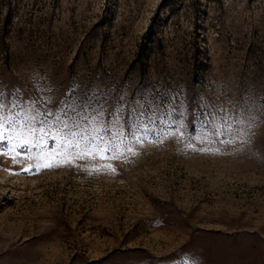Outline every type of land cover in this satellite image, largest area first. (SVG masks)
Instances as JSON below:
<instances>
[{"label": "rangeland", "instance_id": "374dc122", "mask_svg": "<svg viewBox=\"0 0 264 264\" xmlns=\"http://www.w3.org/2000/svg\"><path fill=\"white\" fill-rule=\"evenodd\" d=\"M0 106V264H264V0H0Z\"/></svg>", "mask_w": 264, "mask_h": 264}, {"label": "snow or ice", "instance_id": "6c2138e0", "mask_svg": "<svg viewBox=\"0 0 264 264\" xmlns=\"http://www.w3.org/2000/svg\"><path fill=\"white\" fill-rule=\"evenodd\" d=\"M2 107V106H0ZM10 127V126H9ZM42 127V126H41ZM143 130H146V126L144 127ZM33 133L36 132L35 127L33 128ZM65 131L68 133V135L70 136H77L79 137L78 141L76 144H72L69 145V147H78L79 149H82L83 151H91L93 148V145L97 144V142L99 144H103V151L106 155H111V153L115 150V144H114V138L112 135V130L111 128H103L102 131L97 134L95 137H89L87 136L86 133H79L76 130V126H74L71 130L68 129V126L65 125ZM46 132H44L43 130H41V132L39 133L40 137L46 136ZM216 135H222V133L220 131L217 130ZM133 136H135V134L133 133ZM108 137L107 142L105 141V138ZM51 139H55V137H49ZM6 140L10 141L11 140V134L10 132L5 130V125L3 122V119L0 118V143L5 142ZM36 143H35V139L32 142L31 147H29V145L27 143L22 144L21 148L26 149L27 151H31L32 147H36ZM40 146H46L44 145L43 140H41V144ZM127 151L131 152L132 149L129 147L127 149ZM45 167L51 168L53 165L52 164H46L44 165ZM25 171H27V169H25ZM39 171V169L37 170Z\"/></svg>", "mask_w": 264, "mask_h": 264}]
</instances>
